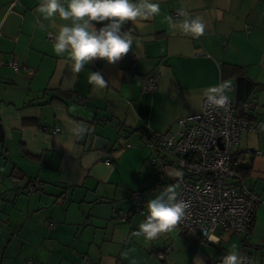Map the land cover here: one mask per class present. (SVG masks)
<instances>
[{
  "label": "crops",
  "instance_id": "0c3cea01",
  "mask_svg": "<svg viewBox=\"0 0 264 264\" xmlns=\"http://www.w3.org/2000/svg\"><path fill=\"white\" fill-rule=\"evenodd\" d=\"M157 2L159 15L127 21L133 47L119 61L93 59L76 73L47 38L70 21L45 19L37 11L41 0H0L1 264H16L13 257L41 264H222L233 249L241 264L246 256L264 264V0ZM180 9L203 18L202 36L169 26L166 17L183 19ZM11 60L29 71L4 64ZM233 68L255 85L247 101L256 104L248 118L257 131L244 134L233 152L236 168L248 169L240 173L243 186L259 197L250 229L240 237L217 229L206 245L177 227L152 240L137 236L142 222L132 193L144 192L147 201L168 186L177 190L179 174L176 159L150 147L149 137L198 113L204 98L220 95L214 89L223 86L235 100ZM89 72L102 74L107 87L97 90ZM153 75L157 87L145 93ZM33 184L40 193L26 192ZM139 217L147 219L146 207Z\"/></svg>",
  "mask_w": 264,
  "mask_h": 264
},
{
  "label": "built area",
  "instance_id": "2783aa9c",
  "mask_svg": "<svg viewBox=\"0 0 264 264\" xmlns=\"http://www.w3.org/2000/svg\"><path fill=\"white\" fill-rule=\"evenodd\" d=\"M47 38L54 41L52 35ZM4 64L14 71H29L12 60ZM134 67L132 60L131 68ZM158 80V75L146 78L143 91L153 92ZM212 97L203 99L198 113L178 119L174 129L151 134L148 143L176 159L179 174L174 181L178 198L189 205L185 218L176 227L195 233L200 245L213 242L212 236L217 229L235 237L246 234L259 203V197L243 186L233 158L242 136L257 131L256 123L238 116L236 108L248 114L256 104L251 100L236 103L228 98V103L220 106ZM58 131L55 128L51 134ZM26 192L40 193L41 186L33 184ZM131 201L134 213L143 214L146 194L134 192ZM128 218L129 214L122 215L119 220L125 222ZM242 264L253 262L246 256Z\"/></svg>",
  "mask_w": 264,
  "mask_h": 264
},
{
  "label": "clouds",
  "instance_id": "9594fccd",
  "mask_svg": "<svg viewBox=\"0 0 264 264\" xmlns=\"http://www.w3.org/2000/svg\"><path fill=\"white\" fill-rule=\"evenodd\" d=\"M37 11L45 19L58 16L70 21L62 24L54 37L53 50L57 56L67 55L72 61L73 71L79 73L93 59L106 60L109 64L119 61L133 47L132 32L122 31L124 21L138 18H151L159 15L161 6L157 0H41ZM178 17H166L169 26L179 29L192 37L204 34L206 24L200 16H190L183 9L178 10ZM107 21L97 29L96 24ZM89 83L97 90H103L108 82L102 74L89 72ZM220 95L212 100L224 106L228 97L223 95L224 87L214 89ZM83 133V128L78 130ZM147 219L139 225L137 236L143 235L152 240L161 233L175 228L185 218L188 203L178 198L175 186H168L147 199L145 206ZM214 239V237H213ZM222 264H241V257L236 249L222 257Z\"/></svg>",
  "mask_w": 264,
  "mask_h": 264
},
{
  "label": "trees",
  "instance_id": "16d2710c",
  "mask_svg": "<svg viewBox=\"0 0 264 264\" xmlns=\"http://www.w3.org/2000/svg\"><path fill=\"white\" fill-rule=\"evenodd\" d=\"M107 21H104V22H100V23H97L96 24V27L99 29L101 27H103L104 24H106ZM128 30V24L127 23H123V28H122V31H127ZM232 72L229 73L228 76H232V75H235L237 76V91H236V99H235V102L236 103H240L242 101H247L248 100V96L249 94L254 90L255 88V85L250 81L248 80L242 72H240V70L238 69H231ZM223 72L225 74L226 70L225 68L223 69ZM236 113L238 116H242V117H246L248 118V114H243L241 112V110L238 108H236ZM5 141V133H4V129H3V126L0 122V144H3ZM237 171L239 173L242 174V176H245L247 173H248V169H241V168H237Z\"/></svg>",
  "mask_w": 264,
  "mask_h": 264
},
{
  "label": "rangeland",
  "instance_id": "374dc122",
  "mask_svg": "<svg viewBox=\"0 0 264 264\" xmlns=\"http://www.w3.org/2000/svg\"><path fill=\"white\" fill-rule=\"evenodd\" d=\"M128 207H131V203L130 204H128ZM135 216H138V220L139 221H141L142 223L143 222H145L146 220H145V218H141V217H139V216H141V214H135ZM140 222V223H141ZM1 231V230H0ZM131 257L132 258H134V254L132 253L131 254ZM13 260L16 262V264H41L42 262L41 261H39V260H32L31 258H14L13 257ZM1 261H2V258H1V256H0V264H1ZM14 262V263H15ZM45 262H43V264H44ZM3 264H13V261H11V260H9V259H4L3 260ZM63 264H71L70 262H65V263H63ZM79 264V263H78Z\"/></svg>",
  "mask_w": 264,
  "mask_h": 264
},
{
  "label": "water",
  "instance_id": "95a60500",
  "mask_svg": "<svg viewBox=\"0 0 264 264\" xmlns=\"http://www.w3.org/2000/svg\"><path fill=\"white\" fill-rule=\"evenodd\" d=\"M123 23H127V21H124Z\"/></svg>",
  "mask_w": 264,
  "mask_h": 264
}]
</instances>
